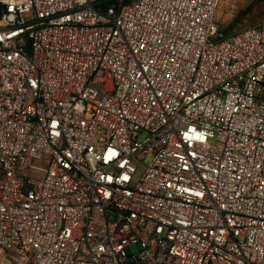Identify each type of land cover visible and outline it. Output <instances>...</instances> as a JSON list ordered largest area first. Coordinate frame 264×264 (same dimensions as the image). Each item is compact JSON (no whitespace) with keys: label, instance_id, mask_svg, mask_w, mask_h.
Returning a JSON list of instances; mask_svg holds the SVG:
<instances>
[{"label":"built area","instance_id":"obj_1","mask_svg":"<svg viewBox=\"0 0 264 264\" xmlns=\"http://www.w3.org/2000/svg\"><path fill=\"white\" fill-rule=\"evenodd\" d=\"M220 1L0 0V264H264V20Z\"/></svg>","mask_w":264,"mask_h":264},{"label":"rangeland","instance_id":"obj_2","mask_svg":"<svg viewBox=\"0 0 264 264\" xmlns=\"http://www.w3.org/2000/svg\"><path fill=\"white\" fill-rule=\"evenodd\" d=\"M264 20V0H221L216 22L220 31L234 33L249 26L255 25ZM151 157L146 158V164ZM128 255H134L138 252L136 246L127 248ZM4 264H10L6 259H2Z\"/></svg>","mask_w":264,"mask_h":264},{"label":"trees","instance_id":"obj_3","mask_svg":"<svg viewBox=\"0 0 264 264\" xmlns=\"http://www.w3.org/2000/svg\"><path fill=\"white\" fill-rule=\"evenodd\" d=\"M219 29H220V28H219ZM220 32H221V34L224 35V36H228V35H230V33H226V31H224V32L220 31Z\"/></svg>","mask_w":264,"mask_h":264}]
</instances>
